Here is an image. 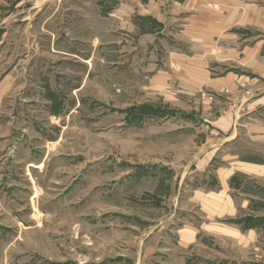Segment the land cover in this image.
I'll use <instances>...</instances> for the list:
<instances>
[{"label": "rangeland", "instance_id": "obj_1", "mask_svg": "<svg viewBox=\"0 0 264 264\" xmlns=\"http://www.w3.org/2000/svg\"><path fill=\"white\" fill-rule=\"evenodd\" d=\"M106 6L0 0V72L13 80L0 107V264H264V181L246 184L237 206L252 202L234 219L195 204L191 190L216 186L210 172L180 179L210 137L215 97L152 89L146 51L132 50L147 35L117 33ZM243 220L251 237L222 231Z\"/></svg>", "mask_w": 264, "mask_h": 264}, {"label": "crops", "instance_id": "obj_2", "mask_svg": "<svg viewBox=\"0 0 264 264\" xmlns=\"http://www.w3.org/2000/svg\"><path fill=\"white\" fill-rule=\"evenodd\" d=\"M103 2L115 5L111 10L106 6L104 14L117 33L147 35V41L134 44L132 50L146 51L152 89L167 98L176 93L215 97L208 110L216 109L218 115L206 122L210 137H201L199 150L180 179L189 169L196 177L210 172L216 186L191 190L195 204L213 218L236 219L237 211L252 202L242 197L237 206L246 184L263 189L258 182L264 181V0ZM211 67L224 72L213 76ZM0 74L1 107L13 80L7 71ZM240 91H249L241 101L236 96ZM247 223L240 221L235 230L223 226L222 231L239 236L247 232L251 237L255 232L245 227ZM211 230L221 231L219 225ZM197 233L187 227L180 231L181 241L189 245Z\"/></svg>", "mask_w": 264, "mask_h": 264}, {"label": "bare ground", "instance_id": "obj_3", "mask_svg": "<svg viewBox=\"0 0 264 264\" xmlns=\"http://www.w3.org/2000/svg\"><path fill=\"white\" fill-rule=\"evenodd\" d=\"M155 81V80H154ZM155 83V82H154ZM165 96V95H164ZM168 126V125H167Z\"/></svg>", "mask_w": 264, "mask_h": 264}]
</instances>
